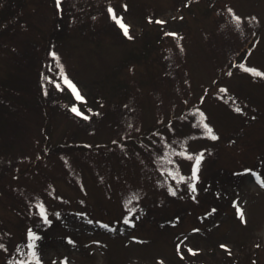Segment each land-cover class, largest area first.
<instances>
[{
    "label": "rangeland",
    "instance_id": "1",
    "mask_svg": "<svg viewBox=\"0 0 264 264\" xmlns=\"http://www.w3.org/2000/svg\"><path fill=\"white\" fill-rule=\"evenodd\" d=\"M76 3L84 20L59 39L60 65L44 74V89L36 84L40 58L31 63L21 57L19 67L27 69L16 72L0 56L4 96L23 107L22 120L30 126L21 133L12 119L8 129H17L0 127V264H36L29 257L30 227L39 232L42 264H211L228 252L238 256L237 264H264V186L253 174L264 179V76L240 67L264 71V0ZM109 4L129 25L128 35ZM228 8L242 19L235 21ZM46 9L31 15V28L50 19ZM223 43L235 51L224 52ZM62 71L84 100L63 83ZM121 78L144 95L124 128L109 125L106 115L127 93L124 82L114 85ZM38 98L49 111L44 129L38 117L29 120ZM72 104L102 114L71 119ZM165 123L171 127L160 135V148L168 139L169 154L157 165L156 147L148 145L150 155L143 157L138 144H147L152 125ZM63 143L68 151L59 159L55 153L43 158ZM184 151L202 156L198 179L191 175L195 160ZM32 162L35 171L29 172ZM41 202L50 223L40 216Z\"/></svg>",
    "mask_w": 264,
    "mask_h": 264
},
{
    "label": "trees",
    "instance_id": "2",
    "mask_svg": "<svg viewBox=\"0 0 264 264\" xmlns=\"http://www.w3.org/2000/svg\"><path fill=\"white\" fill-rule=\"evenodd\" d=\"M75 2L76 0H59L60 6L58 7L57 0H0V56L6 59L7 60L6 62H10L13 71L17 72L20 70V72H22L21 69H27V66L26 68L19 67V65L21 64V57H23V59L24 58L30 59L31 63L38 62L40 58L41 65H42L41 71L43 72V74L41 75L42 76L41 83L39 79V81H37L36 84H38L39 87L44 89V84L46 83L44 82V79L46 78V77H43L44 74L48 73V71H50L51 69H55L57 65H60L58 61L59 60L58 58L60 55L57 49L59 39L63 36L65 37L66 33L69 32L72 27H77L81 19L84 20L82 16L85 12L81 9L80 5L78 3L75 4ZM42 9H46V11L50 10L49 12L51 13V14H48L50 16V19L46 21L42 27L44 30L41 27H38L37 25L31 28L29 24L32 18L31 15L38 13ZM189 10H190V7H189ZM262 25H264V23H262ZM22 27H24L23 30H21ZM256 28L252 29V33L257 34L259 30L257 26ZM241 37L244 38V36H241ZM20 38L22 39V42H23L21 47L17 45V42H19ZM223 46L224 47L222 48L224 49V52L233 53L235 51V50H232V48L227 47V43H223ZM143 47H146V45H143L142 48ZM9 49L15 50L16 52L13 53V51H11L9 53ZM52 51H55L57 53V57H53L50 54ZM133 54L135 55V57H138V56L141 57L143 55V54L141 56L138 55V52H135ZM12 74L14 73L13 72L11 74L9 73L8 77H12L11 76ZM6 78L7 77H5V79ZM6 81L7 80H5V82ZM27 82H30V81L27 80ZM115 83L116 84L114 85L116 87L121 86L123 83L121 88H124V90H126L127 93L126 95L122 94V96H120L116 102L114 101L115 102L114 104L116 105L118 104L117 110L116 109H112L110 111L106 110V113H107L106 115L108 119L105 117L106 115L101 116V117L103 119H107L108 120L107 123L109 122L108 123L109 125L110 123H112V124H117V125L119 124L121 128H124L125 126L129 127L132 124V120H134L135 118L134 116L137 115L136 112L138 113L140 109V105L142 104V100H143L142 97L144 95L141 97V94L139 90H137V87L135 88V91L133 92L129 88L128 86L129 84L126 81H124V79L122 78L118 79ZM4 85H5L4 81L0 80V127L1 126H3V128L6 127V129L10 131L17 129V127L8 129V122L13 119L15 120V122L14 124H11V126L13 125L18 126V130L21 131V133L22 131L24 132L29 131L30 129H26V126L27 128L30 126L25 125V122L22 120V117H24V114L21 116L20 111H24L22 110L23 107L21 108V106H18L17 102H14L12 103V105H9V102L7 100L8 98L4 96L7 94L6 89H3ZM124 90H121V93H123ZM129 91L131 92L129 93ZM39 93L41 97L42 91L39 90ZM39 101H40V104L37 105ZM25 108L26 107H24V109ZM79 109L85 112L87 118L77 115L76 112H71L70 113L72 114L70 117L71 119L72 117H75L77 119L81 118L82 120H89V119L91 120L97 115L102 114L99 108L98 110H95V112L93 111L87 112L86 108L83 109L81 106L79 107ZM193 110L196 111V109H193ZM19 112L20 114H18ZM32 112L35 113L36 115L35 118L29 117V120L33 119V122H32L33 124L35 123V120H37V117H38V125H41V127L45 125L44 124L45 122L49 121L48 120L49 111L44 108V103L42 102L40 98L37 99L35 109ZM190 112H192L191 109H190ZM179 121L182 122V120H179ZM158 127H161V129H159ZM170 127H171V123H165L163 125H157V126L152 125V128L148 129L147 135L149 136V138L151 137L150 140L148 139V136H146L147 138L145 137V141L147 144L145 145L141 143L140 141H139L140 143L138 144V147L140 148L143 147L142 150H145L143 152H145L146 155L143 157H148V155H150L151 151L148 145L155 146L156 154L154 153L155 156H154L153 162L154 163L157 162V165H161L159 161H163L164 159H166L169 154V148H166L169 145V142L166 143L167 142L166 140H168L166 139L164 147L160 148V143L163 142L160 140L161 139L160 135L168 134ZM44 128L45 127H43V129ZM155 134H158V135H155ZM13 142L14 141H12L11 144ZM68 144L69 143L61 144V147L60 148L56 147L54 152L49 151L48 149L47 152H43L42 156H45L43 158L46 160L49 154L53 155V153H55L56 154L55 157L59 159L58 155L60 156V152L66 153L68 151L67 148H62V147L68 146ZM133 145H137V144H133ZM144 146L146 147L144 148ZM136 149L137 148H134L133 152ZM78 158H81V156H79ZM32 164L33 162L27 168L29 172L35 171L34 169L30 168ZM5 170H6L5 174L9 172V168L8 170L7 168H5ZM39 173L41 172L39 171ZM1 174L2 173H0V175ZM1 176H5V175L3 174ZM14 194L16 195L15 192ZM220 204L222 205L221 202ZM38 238L39 237H37L36 239ZM46 238L47 237L42 236L40 237L39 240L44 241ZM235 257H238V256L237 255L233 256L231 259L230 253L228 252L227 254L226 253L224 254L223 258H220L219 260L216 259V261H213V262L211 261V264H237L239 262H238V259Z\"/></svg>",
    "mask_w": 264,
    "mask_h": 264
},
{
    "label": "snow or ice",
    "instance_id": "3",
    "mask_svg": "<svg viewBox=\"0 0 264 264\" xmlns=\"http://www.w3.org/2000/svg\"><path fill=\"white\" fill-rule=\"evenodd\" d=\"M57 6L58 7L60 6L59 0H57ZM124 7H127V5L125 4ZM108 11H109L110 14H112V19L119 25V27L121 29H123L124 34L128 35L129 25L124 22V20L121 18L120 15L116 14V12L113 9L111 4L108 5ZM228 12L232 13V16H233L235 21L238 22V21H240L242 19V17L240 15H238V14L233 12L232 8H228ZM173 35H176V33H173ZM50 54L53 57H57V53L55 51H52ZM240 67L246 68V70L248 72H250V73L257 74V75H260V76H264V71H262L258 67H248L247 65H245L243 63L240 64ZM60 75L62 77L63 83L65 85H67V87L69 89H71V91L75 95L76 99L84 100L85 97L80 93L79 89L77 88V85L65 73H63V71L60 73ZM49 79H51V78H49ZM56 87L59 88L60 84L56 83ZM225 91H226V89H225ZM71 109H72L73 112H76L78 115L87 118L85 112L81 111L75 104L71 105ZM240 110L241 109L237 108V111H240ZM196 111L198 112L199 110L197 109ZM203 127L207 130L206 133H205L206 135L210 136L213 139L216 138V133L212 130V127H211L210 124L203 123ZM182 155L194 158L195 163L192 166L191 175H192L193 179H198L196 173H197V170H198L199 161L202 159V156L199 153H191V152H187V151L182 152ZM244 171L252 172L253 170L244 169ZM253 174L256 176V179L260 182V184L262 186H264V179L261 178L260 173L255 172ZM174 175L178 176V178L180 180H184L185 179V176L181 175L178 171L176 173H174ZM192 187L194 188L195 185L193 184ZM169 190L173 191V193H174V189L170 188ZM233 203H235V201H233ZM38 207H39V211H40V216L44 218L45 222L50 223L51 221L48 220V216H47V212H46V209H45V205L41 202L38 205ZM238 214H239V212H238ZM57 215H59V213H57ZM125 219L128 220L127 217H125ZM128 223H133V221L132 220H128ZM104 226L108 227L109 225L105 224ZM27 236L30 238L29 239V249H30L29 257H30V259L34 260L36 262V264H42L41 259H40L39 254H38V251H37V249L35 247L36 238L39 236V232L37 230H33L30 227L27 230ZM68 239L71 240L70 237ZM133 239L135 240V239H137V237H133ZM0 247H3V245H0ZM222 247H227V245H222ZM188 250L189 251H198V249L194 250V249H192L190 247L188 248ZM20 264H26V262L25 261H21ZM161 264H163V261H161Z\"/></svg>",
    "mask_w": 264,
    "mask_h": 264
}]
</instances>
